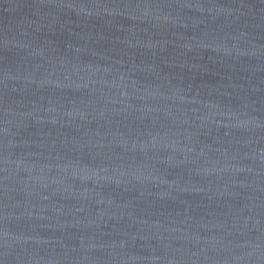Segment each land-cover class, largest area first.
Wrapping results in <instances>:
<instances>
[{"label":"water","instance_id":"95a60500","mask_svg":"<svg viewBox=\"0 0 264 264\" xmlns=\"http://www.w3.org/2000/svg\"><path fill=\"white\" fill-rule=\"evenodd\" d=\"M0 264H264V0H0Z\"/></svg>","mask_w":264,"mask_h":264}]
</instances>
